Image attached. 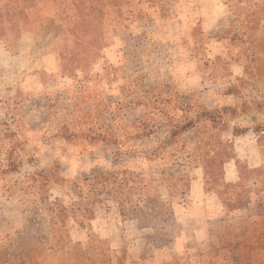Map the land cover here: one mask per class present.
Instances as JSON below:
<instances>
[{
  "label": "rangeland",
  "instance_id": "obj_1",
  "mask_svg": "<svg viewBox=\"0 0 264 264\" xmlns=\"http://www.w3.org/2000/svg\"><path fill=\"white\" fill-rule=\"evenodd\" d=\"M20 38L0 264H264V0H0Z\"/></svg>",
  "mask_w": 264,
  "mask_h": 264
},
{
  "label": "crops",
  "instance_id": "obj_2",
  "mask_svg": "<svg viewBox=\"0 0 264 264\" xmlns=\"http://www.w3.org/2000/svg\"><path fill=\"white\" fill-rule=\"evenodd\" d=\"M24 36H25V34H24ZM20 40H21V43H22V45L20 44V46H19V48L17 49V52L15 51L14 52V50L12 51V47L10 46V45H8V43H6V42H4L3 41V43H1L0 42V59L1 60H3L5 57L6 58H9V57H12V58H14L15 60L16 59H20V57H22L23 56V52H25L26 50L24 49V48H26V42H25V40H24V38H20ZM24 44V45H23ZM52 55V54H51ZM5 58V59H6ZM48 66H46V68L48 69V71L50 70H55L56 68H57V62H56V60H55V58L53 57V55H52V57H50V58H48ZM16 72V69H15V71H14V73ZM16 75V74H15ZM15 80L16 79V81H20L19 79H17L15 76H11V75H6V76H4V77H1V80L2 81H12V80ZM13 80V81H14ZM9 85H11V83L9 84V83H6V85H5V87L7 88V86H9ZM232 93V92H231ZM234 164L235 163H232V162H230V163H228V165H226V169L228 170V168L229 167H232V166H234ZM226 170V171H227ZM215 192L216 191H214L213 193L215 194ZM216 194L218 195V193L216 192Z\"/></svg>",
  "mask_w": 264,
  "mask_h": 264
},
{
  "label": "trees",
  "instance_id": "obj_3",
  "mask_svg": "<svg viewBox=\"0 0 264 264\" xmlns=\"http://www.w3.org/2000/svg\"><path fill=\"white\" fill-rule=\"evenodd\" d=\"M193 122H194L193 120H191V121H189V122H184V123L182 124L181 128H182V129H187L188 127H190V125H192Z\"/></svg>",
  "mask_w": 264,
  "mask_h": 264
}]
</instances>
